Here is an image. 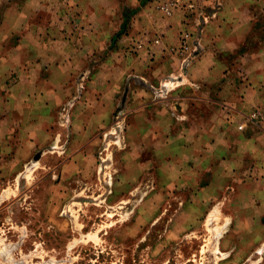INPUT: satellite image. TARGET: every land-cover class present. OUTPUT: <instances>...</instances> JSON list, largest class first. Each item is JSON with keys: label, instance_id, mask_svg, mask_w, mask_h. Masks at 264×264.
<instances>
[{"label": "rangeland", "instance_id": "1", "mask_svg": "<svg viewBox=\"0 0 264 264\" xmlns=\"http://www.w3.org/2000/svg\"><path fill=\"white\" fill-rule=\"evenodd\" d=\"M224 5L245 9L244 24L205 31ZM102 21L109 25L92 26ZM0 27V58L12 74L0 79V93L14 94L17 71H28L33 91L23 111L0 94V264H264V220L242 208L246 192L221 191L210 206L190 207L185 191L152 189L150 171L165 169L154 154L171 157L176 141L169 123L138 126L157 121L142 104L175 95L159 73L171 69L179 87L193 65L196 77L212 78L199 85L239 101L232 132L264 133L248 120L264 112V45L256 43L264 0H0ZM203 34L221 40L206 44ZM209 51L221 59L199 61ZM164 54L169 69L157 63ZM122 65L125 75L110 80ZM87 141L74 166L55 172Z\"/></svg>", "mask_w": 264, "mask_h": 264}, {"label": "crops", "instance_id": "2", "mask_svg": "<svg viewBox=\"0 0 264 264\" xmlns=\"http://www.w3.org/2000/svg\"><path fill=\"white\" fill-rule=\"evenodd\" d=\"M111 12V9H106L101 15L109 16ZM245 14L246 10L240 6L230 7L224 5L213 13V21L211 20L212 22L208 23L205 31H215L220 27L222 29H218L219 31L226 30L225 28H232V30L241 28L244 23H240V18ZM226 19H235L237 23L230 25L226 22ZM108 25V21H102L101 23H94L92 26L100 29ZM160 27L164 31L166 28H169L163 22L160 24ZM171 28L174 29L173 27ZM65 29L67 30V27ZM205 35L203 41L206 44L215 42L217 44L221 40V37L210 39ZM64 37H66V33ZM2 42L4 40L1 41V44ZM237 43H240V39L235 42V44ZM256 43L264 45V40H258ZM66 44L67 42L64 41V45ZM214 58L216 60L221 59L220 56L217 58L209 51L199 57V61L203 62L204 60H212ZM62 59H64L63 56ZM122 59H118V63L125 64L126 60ZM172 61V58L166 54L157 59V63L163 64L166 69H169V66L174 64ZM124 66L126 65H122L121 67L123 68ZM6 67L3 57L0 58V79H3L4 83L12 75L5 69ZM121 67H117L116 70L109 73L108 77L110 80H115L117 83L125 75V69H121ZM192 68L196 69L197 67L192 65ZM192 68H186V76L182 78L183 86L179 87L174 85H179L180 77L172 72L171 69L166 71L169 75L163 76L162 73H159V76H157L158 74H155L160 84L165 82L169 86V88H165L167 95L172 92L175 95L147 104L144 103L138 108L140 112L149 113L148 116H154L157 120L146 122L148 117L140 119L138 122L139 127L160 125L164 122L169 123L172 126V130H169L168 133L172 132L170 137L172 141H176L174 148H172L173 151L175 150V154L171 157L167 154H156L157 152L154 154L156 163L159 162L162 164L161 166L164 165L165 169L156 167L153 171H150L153 178L152 189L155 188L160 191L171 190L176 191L178 194L185 191L180 194L184 196L185 200L179 198L190 207L210 206L211 202L217 197L218 192L221 191L234 189L241 194L246 192V201L240 202L242 208L246 211V207H248L250 209L248 213L252 218L259 221L264 220V133L248 131L236 134L232 132L233 125L235 123L238 124L241 119L240 104L237 105L239 101L234 104H228L221 97L218 99V94L224 95L221 87H202V85H199V81L203 84L209 77L203 79L196 77ZM4 69L6 72H4ZM158 69L153 71L150 76L148 74L147 77H144L145 81H151L150 77H154V73ZM4 73L8 76H4ZM15 74L21 80L16 86L17 90H15L14 94L8 93L12 92V89L0 94L3 97L14 98L16 109L23 111L27 107L29 100L27 96L33 91L26 88L29 80L28 71H17ZM223 77L225 78L222 74L219 79ZM211 79L210 77L208 80ZM112 85L114 86L115 84ZM159 86H154L156 91L160 88ZM115 89L112 88V91L115 92ZM185 91L187 93L184 94ZM141 92L147 96L151 94L152 89L142 87ZM7 107L8 105H5V108ZM174 108L177 109L176 113L172 112ZM24 115L25 118H28V114L24 113ZM220 115L221 119H218L216 122L215 117ZM231 116H233V119H231ZM16 120L19 121V117ZM34 121V117L29 116L26 125L34 126L36 124ZM215 125L217 127H214ZM87 142L85 146L77 148L71 154L70 159L59 165L55 172L62 173L74 166L72 160L79 157L85 151L84 149L93 141ZM144 150L142 149V151ZM149 162L150 160L148 159L143 163L141 162L140 165H147ZM140 174L142 175V173Z\"/></svg>", "mask_w": 264, "mask_h": 264}, {"label": "built area", "instance_id": "3", "mask_svg": "<svg viewBox=\"0 0 264 264\" xmlns=\"http://www.w3.org/2000/svg\"><path fill=\"white\" fill-rule=\"evenodd\" d=\"M161 11L166 16L171 14V10L168 7H161ZM248 120L252 125L264 130V112H254L248 117Z\"/></svg>", "mask_w": 264, "mask_h": 264}]
</instances>
